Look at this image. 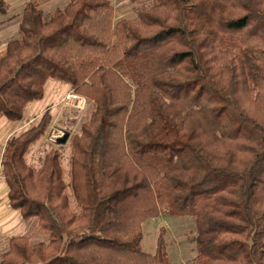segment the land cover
Here are the masks:
<instances>
[{
  "label": "trees",
  "instance_id": "obj_1",
  "mask_svg": "<svg viewBox=\"0 0 264 264\" xmlns=\"http://www.w3.org/2000/svg\"><path fill=\"white\" fill-rule=\"evenodd\" d=\"M38 1L0 58V125L49 79L94 103L71 140L80 213L58 149L39 171L27 163L46 113L1 164L9 206L48 241L14 236L0 264H171L163 232L142 248L162 207L195 218L194 264H264V0H153L117 23L110 0H70L48 20Z\"/></svg>",
  "mask_w": 264,
  "mask_h": 264
},
{
  "label": "rangeland",
  "instance_id": "obj_2",
  "mask_svg": "<svg viewBox=\"0 0 264 264\" xmlns=\"http://www.w3.org/2000/svg\"><path fill=\"white\" fill-rule=\"evenodd\" d=\"M35 0H6L9 10L6 14H0V58L5 55L6 47L10 40L20 39L19 25L25 6ZM70 0H42L38 1L39 8L44 12L46 20L58 10H63ZM115 11V23L127 19L137 21V12L140 7L153 4V0H110ZM73 91L70 84L55 79H49L45 86V95L41 100L31 102L24 113V117L16 122L6 118L0 125V261L9 249V240L14 236L29 237L31 242H47L48 235L40 232L37 218L24 220L19 211L9 206L8 187L4 181L1 157L6 142L11 137H16L29 128L37 125L42 117L49 113L50 124L45 134L29 149L26 160L36 171H39L47 153L58 149L61 154V164L64 172V181L67 185V195L73 211L80 213L71 187L73 147L71 140L75 135H81L82 126L88 123L92 117L95 105L87 99V105L79 110L67 106L63 102L65 95ZM69 139L65 144H57L65 135ZM163 232L168 245V253L171 264H194L198 254L196 238L198 235L194 217H178L170 215L166 207H162L157 218H151L143 224L142 248L147 254H154L157 240ZM27 264H43L34 262Z\"/></svg>",
  "mask_w": 264,
  "mask_h": 264
},
{
  "label": "built area",
  "instance_id": "obj_3",
  "mask_svg": "<svg viewBox=\"0 0 264 264\" xmlns=\"http://www.w3.org/2000/svg\"><path fill=\"white\" fill-rule=\"evenodd\" d=\"M63 102L72 108H76L82 110L87 105V99L74 91L68 92L65 97L63 98ZM57 144H59L58 139L55 140Z\"/></svg>",
  "mask_w": 264,
  "mask_h": 264
},
{
  "label": "water",
  "instance_id": "obj_4",
  "mask_svg": "<svg viewBox=\"0 0 264 264\" xmlns=\"http://www.w3.org/2000/svg\"><path fill=\"white\" fill-rule=\"evenodd\" d=\"M69 139V134L65 135V138H63L61 141H59V144H65L67 142V140Z\"/></svg>",
  "mask_w": 264,
  "mask_h": 264
}]
</instances>
